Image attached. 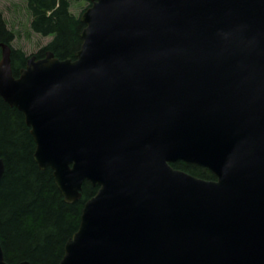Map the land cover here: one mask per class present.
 Segmentation results:
<instances>
[{"label":"water","instance_id":"obj_1","mask_svg":"<svg viewBox=\"0 0 264 264\" xmlns=\"http://www.w3.org/2000/svg\"><path fill=\"white\" fill-rule=\"evenodd\" d=\"M89 1L75 58L1 44L39 167L99 186L58 264H264V0Z\"/></svg>","mask_w":264,"mask_h":264},{"label":"trees","instance_id":"obj_2","mask_svg":"<svg viewBox=\"0 0 264 264\" xmlns=\"http://www.w3.org/2000/svg\"><path fill=\"white\" fill-rule=\"evenodd\" d=\"M23 1L29 17L26 36L32 33L53 36L34 55L42 58L51 50L61 59L75 58L83 42L81 32L86 24L80 16L86 8L77 15L72 12V0ZM18 35L0 9V57L1 44L10 45L16 76L31 56L14 45ZM35 148L24 113L0 95V157L5 161V173L0 181V240L5 258L11 264L25 260L31 264H58L67 240L79 228L85 202L99 188L85 181L82 197L73 203L66 202L53 170L41 169L36 162ZM172 165L200 178H216L210 169L196 163L179 160Z\"/></svg>","mask_w":264,"mask_h":264},{"label":"rangeland","instance_id":"obj_3","mask_svg":"<svg viewBox=\"0 0 264 264\" xmlns=\"http://www.w3.org/2000/svg\"><path fill=\"white\" fill-rule=\"evenodd\" d=\"M88 3L89 1L86 0H72V12L80 15L83 7H89ZM0 9L4 12L10 27L19 32L18 37L14 41V45L16 47H22L28 55H33L40 47L52 39L53 36H41L33 33L30 37L26 36L29 32V17L23 0H0Z\"/></svg>","mask_w":264,"mask_h":264}]
</instances>
